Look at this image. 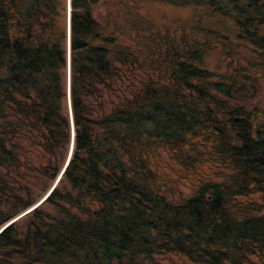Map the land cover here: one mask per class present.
Listing matches in <instances>:
<instances>
[{
    "label": "trees",
    "instance_id": "1",
    "mask_svg": "<svg viewBox=\"0 0 264 264\" xmlns=\"http://www.w3.org/2000/svg\"><path fill=\"white\" fill-rule=\"evenodd\" d=\"M71 8L69 88L63 0H0V264H264V0Z\"/></svg>",
    "mask_w": 264,
    "mask_h": 264
},
{
    "label": "rangeland",
    "instance_id": "2",
    "mask_svg": "<svg viewBox=\"0 0 264 264\" xmlns=\"http://www.w3.org/2000/svg\"><path fill=\"white\" fill-rule=\"evenodd\" d=\"M23 1L28 3V2H31L32 0H23ZM166 1L173 2V1H178V0H166ZM151 3L152 2H149V1L144 2L146 7H149L153 11V13L161 11L164 13V15L170 16L168 14H171L172 12H173L172 14H174L176 12L175 8H173L172 6H168L167 4H161L160 2H158V4H151ZM63 7H64V11H63L64 26L67 29V35H68V27H69V24H71V12H72V8H70V5H69V0H63ZM143 16L147 18L148 17L147 12H144ZM148 20L150 19L148 18ZM257 97L258 98L256 99V103L262 108H264V84L260 86ZM179 189H180V193H182L181 194L182 196H188L190 194L189 186H187L186 184H180ZM256 199H258V197H256ZM20 217H22V215ZM20 217H18V219Z\"/></svg>",
    "mask_w": 264,
    "mask_h": 264
},
{
    "label": "water",
    "instance_id": "3",
    "mask_svg": "<svg viewBox=\"0 0 264 264\" xmlns=\"http://www.w3.org/2000/svg\"><path fill=\"white\" fill-rule=\"evenodd\" d=\"M69 5H70V8H71V0H69ZM70 45H71V24H69V27H68V47H69V49H68V51H69V82L68 83H69V88H70V76H71V74H70V72H71V66H70L71 49H70ZM69 105L71 106V102L70 101H69ZM77 133H78V131L74 129L73 130V137H72L73 141H72L71 153H72V149H73L74 138L77 135ZM67 164H68V162H67Z\"/></svg>",
    "mask_w": 264,
    "mask_h": 264
}]
</instances>
